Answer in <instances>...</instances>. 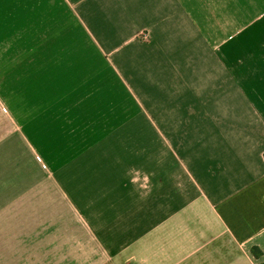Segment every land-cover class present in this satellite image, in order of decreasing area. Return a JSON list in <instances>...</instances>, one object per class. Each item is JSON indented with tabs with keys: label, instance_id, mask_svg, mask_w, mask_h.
Instances as JSON below:
<instances>
[{
	"label": "crops",
	"instance_id": "obj_1",
	"mask_svg": "<svg viewBox=\"0 0 264 264\" xmlns=\"http://www.w3.org/2000/svg\"><path fill=\"white\" fill-rule=\"evenodd\" d=\"M259 263L264 0H0V264Z\"/></svg>",
	"mask_w": 264,
	"mask_h": 264
},
{
	"label": "trees",
	"instance_id": "obj_2",
	"mask_svg": "<svg viewBox=\"0 0 264 264\" xmlns=\"http://www.w3.org/2000/svg\"><path fill=\"white\" fill-rule=\"evenodd\" d=\"M251 253H252V255L254 256L255 259H259L260 256H261V252L256 247L251 249ZM259 264H264V263H259Z\"/></svg>",
	"mask_w": 264,
	"mask_h": 264
}]
</instances>
